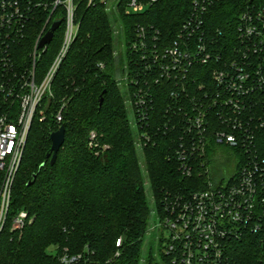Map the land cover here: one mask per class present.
Segmentation results:
<instances>
[{"label": "built area", "instance_id": "2783aa9c", "mask_svg": "<svg viewBox=\"0 0 264 264\" xmlns=\"http://www.w3.org/2000/svg\"><path fill=\"white\" fill-rule=\"evenodd\" d=\"M220 1L192 0L168 43L157 32L148 38L137 27V39L129 44L135 68L125 64L120 78L130 91L126 101L135 115L137 146L168 137L181 174L191 176L199 165L207 181L204 189L165 197L159 216L162 240L151 264H264V0H231L239 13L227 30L215 33L207 19ZM146 5L130 0L125 12H142ZM47 6L51 13L64 9L65 28L49 68L36 79L34 66L47 45L37 48L38 42L56 19L48 18L37 34L28 68H18L13 46L24 38L33 8ZM75 9L74 0H0V232L25 224V211L9 215L12 185L32 119L76 35ZM159 86H168L170 101L152 128L154 87ZM94 138L91 133V144ZM211 145L230 150L229 165L217 173L204 160ZM244 242L251 243L250 254L241 250ZM82 259V253L67 249L59 256L62 264Z\"/></svg>", "mask_w": 264, "mask_h": 264}, {"label": "trees", "instance_id": "16d2710c", "mask_svg": "<svg viewBox=\"0 0 264 264\" xmlns=\"http://www.w3.org/2000/svg\"><path fill=\"white\" fill-rule=\"evenodd\" d=\"M129 1L117 0L113 10L125 48L117 55L112 10L102 0L91 4L74 0L76 35L54 74L50 94L32 119L12 185L9 215L25 211V224L0 232V264H62L59 256L64 249L82 253L80 264H151L153 251L150 248L145 255L143 245L148 229H153L152 215L158 217L159 225L165 197L206 187V178L199 173L203 167L196 165L188 177L181 174L168 137L137 146L138 129L128 120L130 91L120 85L124 65L135 68L136 55L129 51V44L137 39V27L142 26L148 38L157 32L168 43L190 13L192 0H138L147 4L145 9L126 13ZM238 13L231 0L216 3L208 13L210 30H227V23L232 25ZM48 18L60 24L39 52L36 79L44 75L60 47L64 9L58 7L51 13V6L33 8L24 38L13 46L18 68H28L34 40ZM154 88L158 96L150 115L152 128L164 118L170 101L168 86ZM62 105V119L57 122L55 116ZM60 125L65 127V138L51 163L49 135ZM91 133L95 134L92 144ZM218 151L230 154L226 147L211 145L204 156L208 165ZM33 174L36 178L27 186ZM161 235L160 229L158 251ZM240 248L249 254L253 251L248 242Z\"/></svg>", "mask_w": 264, "mask_h": 264}, {"label": "rangeland", "instance_id": "374dc122", "mask_svg": "<svg viewBox=\"0 0 264 264\" xmlns=\"http://www.w3.org/2000/svg\"><path fill=\"white\" fill-rule=\"evenodd\" d=\"M117 0H107V6L109 9L112 10L110 16H111V21L112 24L115 28V54H122L124 51V41H123V37H122V33L120 31V22L119 20L116 18V15L114 13V6L116 4ZM116 55V56H117ZM124 58V54L122 55V59ZM124 62L126 63V59H124ZM123 83H120V85ZM127 102V101H126ZM127 106H128V120L129 121H134L135 119V115H134V111L131 108V105L128 104L127 102ZM230 154L227 151H218L216 153V156L214 157V162H212V164H209L208 167L211 169H221L224 166H226L229 160ZM145 186H146V190H147V194L150 197V191L148 189V181H145ZM158 217L156 215H152L151 220H150V225L153 226V229L149 228L146 238H145V242L143 245V253L145 255H147L149 253L150 248L153 251V255L154 257L156 256L157 252H158V236L160 233V226L158 225ZM163 234H166V232H163ZM157 261V258L156 260Z\"/></svg>", "mask_w": 264, "mask_h": 264}, {"label": "water", "instance_id": "95a60500", "mask_svg": "<svg viewBox=\"0 0 264 264\" xmlns=\"http://www.w3.org/2000/svg\"><path fill=\"white\" fill-rule=\"evenodd\" d=\"M60 21H53L49 26L48 30L44 33L42 38L39 40L37 48H42L46 44H48L52 37L55 29L59 26ZM102 98L99 99V105L101 104ZM51 141L50 152L47 154V157H50V162L53 163L56 159L59 148L62 146L65 138V127L64 125H60L59 128L49 135ZM44 162L41 164V166ZM36 178V174L32 175V178L26 183L27 186L31 185Z\"/></svg>", "mask_w": 264, "mask_h": 264}]
</instances>
